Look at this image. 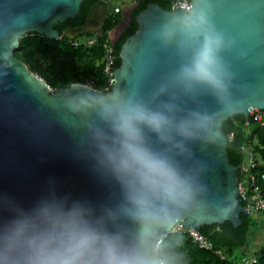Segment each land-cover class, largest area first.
Returning <instances> with one entry per match:
<instances>
[{
    "label": "water",
    "instance_id": "95a60500",
    "mask_svg": "<svg viewBox=\"0 0 264 264\" xmlns=\"http://www.w3.org/2000/svg\"><path fill=\"white\" fill-rule=\"evenodd\" d=\"M83 1L0 0V264H26L32 239L55 237L49 251L63 250L62 225L73 213L81 228L144 264H163L154 241L178 223L194 230L225 221L237 227L247 213L223 124L264 109V0H193L188 11L150 2L135 16L138 0L130 7L138 28L121 46L109 94L83 83L53 89L15 55L30 32L51 39L101 33L110 0L93 4L83 26L64 34L56 28L78 16ZM127 22L112 30V44ZM211 33L224 38L216 54L222 88L189 74ZM117 98L167 118L161 132L138 124L140 146L184 182L182 196L150 197L148 221L134 215L129 178L110 158L123 139L110 114ZM62 239L66 248V233ZM102 256L97 243L83 259Z\"/></svg>",
    "mask_w": 264,
    "mask_h": 264
},
{
    "label": "trees",
    "instance_id": "16d2710c",
    "mask_svg": "<svg viewBox=\"0 0 264 264\" xmlns=\"http://www.w3.org/2000/svg\"><path fill=\"white\" fill-rule=\"evenodd\" d=\"M97 1L84 0L79 15L60 22L56 28L64 34L70 27L83 26L90 7ZM136 1L138 0H132V2ZM139 1L141 4L134 10L135 16L150 2H158L167 9H174L172 0ZM116 5L122 7L121 4ZM122 17L123 15L115 18L108 16L101 33L82 35L84 38L96 37V44L79 43L80 37L51 39L46 35L30 32L20 39L15 55L25 62L31 71L44 78L53 89L68 87L73 83H83L93 86L98 92L109 94L112 84L105 72L107 44L112 43L111 32L123 21ZM127 24L119 40L115 45L112 44L115 56L114 68L121 65L119 53L123 42L138 28L135 17ZM223 129L229 137L228 152L231 162L240 166V180L245 179L249 172L260 177L264 172V126L257 124L251 116L247 119L243 114H237L224 122ZM248 147H252L255 154V168H247ZM260 184L264 194V179ZM243 204H246L245 201ZM241 218L243 223L237 227L232 222L225 221L206 224L199 229L213 242L212 249L201 248L187 229L176 226L175 230L161 242L154 241V244L158 245V256L163 264H245L248 259H255L252 264H264V244L253 252L251 258L245 254L240 258L237 255L239 249L248 248L250 236L252 234L256 236L255 229L264 228V223L261 224L264 214L242 213Z\"/></svg>",
    "mask_w": 264,
    "mask_h": 264
},
{
    "label": "clouds",
    "instance_id": "9594fccd",
    "mask_svg": "<svg viewBox=\"0 0 264 264\" xmlns=\"http://www.w3.org/2000/svg\"><path fill=\"white\" fill-rule=\"evenodd\" d=\"M223 44V36L209 34L199 54L195 71L189 74L222 88L223 84L216 71V54ZM110 114H114L115 129L123 137L119 153L110 154V158L117 172L129 178L126 183L130 189L129 199L136 206L134 215L142 221H148L153 217L151 196L163 193L165 197L175 199L185 194L184 182L176 172L164 160L158 159L140 146L139 123H146L155 131L161 132L168 120L159 113L146 111L139 104L119 98ZM137 184L140 185L139 188ZM62 226L69 239L67 247H64L62 239L65 233L60 234L63 250L49 251V245L55 237L32 239L29 241L32 254L26 257V264H144L138 258L119 255L111 239L81 228L77 213H73L71 219ZM22 231L23 228H19L18 234ZM97 243L102 245V258L99 261L84 260L85 254L93 252V246Z\"/></svg>",
    "mask_w": 264,
    "mask_h": 264
},
{
    "label": "built area",
    "instance_id": "2783aa9c",
    "mask_svg": "<svg viewBox=\"0 0 264 264\" xmlns=\"http://www.w3.org/2000/svg\"><path fill=\"white\" fill-rule=\"evenodd\" d=\"M174 9H184L191 10L193 6V0H172ZM122 11V7L120 5H116L114 8V12L118 13ZM79 43L83 42L86 45H93L97 43L96 37H86L84 40H78ZM115 56L113 55V45L112 43L107 44V55L105 59V72L109 76L110 83L113 81V72L116 68H114ZM250 116L253 120L264 126V109L254 108L250 111ZM250 122L248 121L247 124ZM248 160H247V168H255L256 167V159L255 154L253 152L252 147H248ZM264 179V172L260 175V177L252 172H249L247 177L243 180H239L240 186V198L243 203L245 201V207L247 209V213L251 214H264V194L263 188L260 184V181ZM179 228H185L183 223H178ZM187 229V228H185ZM194 241L200 245L201 248L212 249L214 244L213 242L201 233L199 230L187 229ZM255 259H248L245 261V264H252Z\"/></svg>",
    "mask_w": 264,
    "mask_h": 264
},
{
    "label": "rangeland",
    "instance_id": "374dc122",
    "mask_svg": "<svg viewBox=\"0 0 264 264\" xmlns=\"http://www.w3.org/2000/svg\"><path fill=\"white\" fill-rule=\"evenodd\" d=\"M132 3V0H110V6L112 7L113 5L115 6V4H121L122 7L124 8L126 5H131ZM124 11H122L121 13H115V12H112L109 14V17H117L118 15L121 16L123 15ZM83 34L79 35L78 37H80L79 39L80 40H84L85 38L82 36ZM111 35L112 37H114L115 35V32L112 31L111 32ZM256 233V236L255 235H251L250 236V245L248 246V248H241L237 251V255L240 257H242L244 254L249 256L248 258H251L252 257V250L254 248H259L261 245L264 244V228H261V229H257L255 231Z\"/></svg>",
    "mask_w": 264,
    "mask_h": 264
},
{
    "label": "flooded vegetation",
    "instance_id": "af4514ba",
    "mask_svg": "<svg viewBox=\"0 0 264 264\" xmlns=\"http://www.w3.org/2000/svg\"><path fill=\"white\" fill-rule=\"evenodd\" d=\"M137 2V1H136ZM132 4H135V2H132L131 3V5ZM131 5H126L124 8H122V11H124V13H123V20L125 19V18H127V20H128V22L127 23H129V22H131V16H132V10H131ZM107 17L109 16V14L110 13H112V12H114V5L111 7L110 6V1H109V5H108V8H107ZM131 19V20H130ZM127 26H128V24H126L125 26H124V28H127ZM77 27V26H76ZM70 28H74V27H70ZM70 28H68V29H70ZM114 37H115V35H114Z\"/></svg>",
    "mask_w": 264,
    "mask_h": 264
},
{
    "label": "crops",
    "instance_id": "0c3cea01",
    "mask_svg": "<svg viewBox=\"0 0 264 264\" xmlns=\"http://www.w3.org/2000/svg\"><path fill=\"white\" fill-rule=\"evenodd\" d=\"M264 223V220H263V222H261V224H263ZM262 226V225H261ZM264 226V225H263ZM262 228V227H261ZM260 228V229H261ZM255 231H256V229H255ZM255 250H257V248H254L253 250H252V253L255 251Z\"/></svg>",
    "mask_w": 264,
    "mask_h": 264
}]
</instances>
